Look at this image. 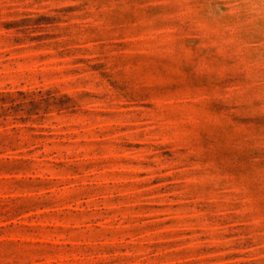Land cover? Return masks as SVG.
<instances>
[{
  "label": "rangeland",
  "instance_id": "obj_1",
  "mask_svg": "<svg viewBox=\"0 0 264 264\" xmlns=\"http://www.w3.org/2000/svg\"><path fill=\"white\" fill-rule=\"evenodd\" d=\"M0 264H264V0H0Z\"/></svg>",
  "mask_w": 264,
  "mask_h": 264
}]
</instances>
